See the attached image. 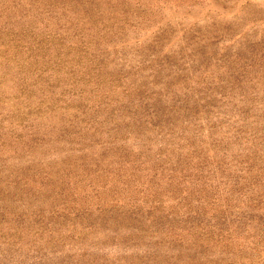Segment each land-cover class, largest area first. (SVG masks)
<instances>
[{
    "label": "rangeland",
    "instance_id": "374dc122",
    "mask_svg": "<svg viewBox=\"0 0 264 264\" xmlns=\"http://www.w3.org/2000/svg\"><path fill=\"white\" fill-rule=\"evenodd\" d=\"M0 264H264V0H0Z\"/></svg>",
    "mask_w": 264,
    "mask_h": 264
}]
</instances>
